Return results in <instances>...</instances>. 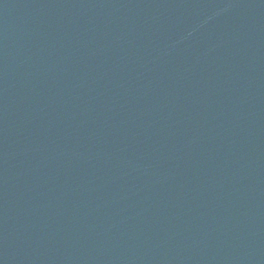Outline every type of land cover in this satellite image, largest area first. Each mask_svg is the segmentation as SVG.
I'll list each match as a JSON object with an SVG mask.
<instances>
[{
	"label": "water",
	"instance_id": "obj_1",
	"mask_svg": "<svg viewBox=\"0 0 264 264\" xmlns=\"http://www.w3.org/2000/svg\"><path fill=\"white\" fill-rule=\"evenodd\" d=\"M0 264H264V0H0Z\"/></svg>",
	"mask_w": 264,
	"mask_h": 264
}]
</instances>
